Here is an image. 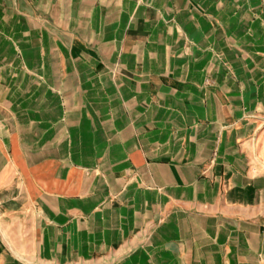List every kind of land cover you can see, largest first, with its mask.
Listing matches in <instances>:
<instances>
[{
    "label": "crops",
    "instance_id": "crops-1",
    "mask_svg": "<svg viewBox=\"0 0 264 264\" xmlns=\"http://www.w3.org/2000/svg\"><path fill=\"white\" fill-rule=\"evenodd\" d=\"M0 264H264V0H0Z\"/></svg>",
    "mask_w": 264,
    "mask_h": 264
}]
</instances>
